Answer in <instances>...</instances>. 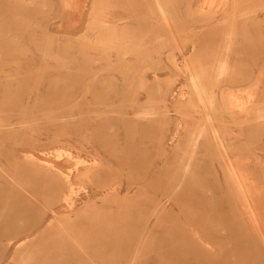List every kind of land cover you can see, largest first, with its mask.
<instances>
[{"label":"rangeland","instance_id":"obj_1","mask_svg":"<svg viewBox=\"0 0 264 264\" xmlns=\"http://www.w3.org/2000/svg\"><path fill=\"white\" fill-rule=\"evenodd\" d=\"M92 1L83 0L79 23L49 0L21 6L37 14L33 19L0 17V90L14 96L8 92L0 120L31 117L20 113L27 104L13 105L25 101L31 88L85 93L90 104L69 109L68 118L95 111L106 146L136 164L112 167L123 190L118 201H137L138 173L144 171L148 196L164 207L155 216L151 201L120 211L113 202H98L79 213L80 221L92 211L112 217L110 224L92 226L104 246L90 251L86 264H174L166 253L195 251L212 264H264V0H108L91 9ZM219 62L225 63L221 76ZM170 92L182 95L174 102ZM44 102L46 115L37 117L47 119L56 112L47 106L50 97ZM45 121L25 127L32 129L29 142ZM80 126L75 123L72 132ZM90 132L81 138L84 146L93 140ZM48 148L77 158L66 145ZM228 160L247 180L252 225L226 188ZM106 170L102 164L99 172ZM92 179L79 182V194L92 187ZM72 221L57 219L42 242L63 233L87 244L82 233L74 235Z\"/></svg>","mask_w":264,"mask_h":264},{"label":"bare ground","instance_id":"obj_2","mask_svg":"<svg viewBox=\"0 0 264 264\" xmlns=\"http://www.w3.org/2000/svg\"><path fill=\"white\" fill-rule=\"evenodd\" d=\"M101 1L108 2V0H93L90 3V8H94L95 3ZM38 2L39 0H6L5 5L0 6V17L13 18V15L17 14L18 19H33L37 14L30 11L26 12L23 8L24 5H34ZM54 2L63 5L65 17L71 18L76 15L77 23L82 19L83 0H49L48 3L53 5ZM88 17L89 19L93 18L91 12ZM15 65L18 70L21 69L19 62H16ZM224 69L225 63L219 62L217 75L221 76ZM24 70L27 71L29 68ZM95 75L94 78L97 76ZM152 75L154 76V74ZM5 78L7 77L5 76ZM190 80L193 88L199 91L201 87L197 85L196 81L198 80L195 77H191ZM26 91L25 101L19 99L13 105L22 107L27 104L26 109H20V113L24 112L23 115H25L28 112L31 117L28 120L21 118L9 120L5 117V119L0 120V229H11L6 233L0 232V252L3 259L0 264H17L19 259L23 261L21 264H82L84 262L86 264L89 260V252H97L100 246H104V241H100L102 237H95L96 232L99 231L92 229V226L102 227L105 224H110L109 217L111 216H109L110 214L92 211L89 217L87 216L80 221V218H77L79 213L91 209L98 202L101 203L100 206H103L105 202H113L116 209L120 211L127 204L132 208L140 209L147 201H151L155 216L160 215L164 211V207L160 200L148 196L147 187L143 184V180L146 181L144 171L138 173L140 177L138 179H142V183L141 181L138 183L137 201L125 202V204L123 201H118V196L123 190L121 183H117L116 176H113L112 167L136 164L132 163L133 160L118 158L114 151L106 146V140L103 139L101 133L102 129L99 130L98 128L95 111L88 110L85 115L83 114L76 120L71 121L68 118L69 109L81 107L84 103L90 104L85 93L76 95L69 89L62 88L50 91L49 88L44 87L40 89L31 88ZM8 92L11 91L0 90L1 110L8 103L6 100ZM170 93L172 94H168L174 102L179 100L180 95H182L179 93L176 96L173 92ZM199 93L201 92L199 91ZM10 94L13 96L12 93ZM199 96L201 97L200 94ZM48 97L54 104L51 102L52 104H47V106H50V110L53 108L56 113L54 112L55 114L51 115V118H38L37 116L44 114L42 111L45 109L42 104H45L44 100ZM92 97L93 95L90 100ZM226 99L227 105L230 107L232 101L228 97ZM221 103L226 106L223 96ZM64 106H67V112L62 110ZM40 120L45 121L39 127L41 132L37 134L35 142H29L28 132L32 129H24L27 126L36 127ZM75 123H80L81 128L74 133L71 127ZM261 125L263 122L257 124V126ZM89 130H91L90 135L93 134L94 137L93 140H86L84 146L81 144V138ZM193 143L194 145L197 144V140ZM53 144L66 145L68 148L75 149L77 158L71 156L70 153L58 152L54 154L48 148L49 145ZM82 155H84L83 158H81ZM231 162L227 161L228 165L225 170L226 188L233 199L238 202L242 211L245 212L248 223L252 225L254 213L248 206V197L251 198L248 194L251 195V193L248 191V187L245 188V181L247 183V180L239 172V167L234 166ZM102 164L107 165V170L99 172ZM158 171L157 169L153 177L150 178L152 182L156 181ZM91 177L93 178L90 183L92 187L83 194H79L76 186L80 181ZM130 192L129 187L124 189L126 196ZM61 218L68 220L74 218V221L71 222L74 223L72 226L75 229L73 233L75 236L82 233L88 241H86L87 244L80 246L73 243L69 238L70 236L63 233L55 235L49 242H42L41 234L52 229L54 222ZM83 241L85 240L83 239ZM17 255L19 256L18 262L16 261ZM164 256L166 259L173 260L174 264H198L201 261L203 264H212L208 258L196 251L190 254L169 252ZM91 263L93 264V262Z\"/></svg>","mask_w":264,"mask_h":264}]
</instances>
